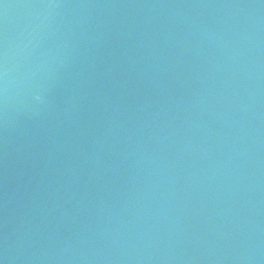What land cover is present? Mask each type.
Listing matches in <instances>:
<instances>
[{
    "label": "water",
    "instance_id": "1",
    "mask_svg": "<svg viewBox=\"0 0 264 264\" xmlns=\"http://www.w3.org/2000/svg\"><path fill=\"white\" fill-rule=\"evenodd\" d=\"M0 264H264V0H0Z\"/></svg>",
    "mask_w": 264,
    "mask_h": 264
}]
</instances>
